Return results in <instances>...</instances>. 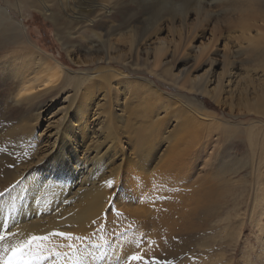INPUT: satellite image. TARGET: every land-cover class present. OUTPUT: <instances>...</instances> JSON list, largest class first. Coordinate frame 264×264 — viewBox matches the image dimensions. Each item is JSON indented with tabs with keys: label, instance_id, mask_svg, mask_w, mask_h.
<instances>
[{
	"label": "bare ground",
	"instance_id": "1",
	"mask_svg": "<svg viewBox=\"0 0 264 264\" xmlns=\"http://www.w3.org/2000/svg\"><path fill=\"white\" fill-rule=\"evenodd\" d=\"M59 1L63 15L86 37L62 42L79 68L74 72L30 43L22 24L0 8L11 25L2 34L24 36L26 43L0 63L2 78L12 80L0 115V232L18 233L14 239L50 236L32 264H71L80 251L74 264H94L89 241L101 245L100 264H127L141 245L155 252L160 236L173 233L178 215L166 206L158 220L160 206L141 200L133 179L165 191L175 173L186 184L191 174L186 165L201 155L193 135L212 116L197 98L232 116L238 111L264 117V35L243 27L227 44L213 32L187 28L190 14L207 18L218 0L150 1L151 18L141 30L138 18L108 25L119 0ZM43 8L47 18L50 9ZM230 8L244 13L241 20L249 15L264 22V0H233ZM131 67V73L145 72L160 84L124 71ZM45 101L57 108L37 134L42 120L37 107ZM25 109L29 118L10 115ZM186 197L189 193L181 195L180 204L190 203ZM59 231L74 239L52 235ZM108 252L117 256L113 263L104 258Z\"/></svg>",
	"mask_w": 264,
	"mask_h": 264
},
{
	"label": "rangeland",
	"instance_id": "2",
	"mask_svg": "<svg viewBox=\"0 0 264 264\" xmlns=\"http://www.w3.org/2000/svg\"><path fill=\"white\" fill-rule=\"evenodd\" d=\"M19 1L18 4V0H0V8H6L10 17L22 24L24 34L30 43L63 63L71 71L79 69L69 60L62 42L71 45L75 44V41L77 43L85 40L86 37L81 35L82 30H78L80 26L70 24L63 15L59 6L60 1ZM150 1L151 4L154 3L153 0H119L112 18L107 22L108 25H118L123 21L129 22L138 18L139 22H142L138 25L140 30L146 28L147 20L151 18L146 12ZM232 2L233 0H218L208 9L211 14L207 18L197 19L190 14L186 22L187 28L196 31V34L203 30L209 35L213 32L219 41L227 44L243 27L252 30L251 32L257 30L264 35V22H253L246 14L245 20H241L244 18V13L234 12L233 8H230ZM43 5L50 9L47 18L43 16ZM167 7L172 8L171 5L165 4V8ZM9 23L7 18L0 15V63L4 62L5 57L16 50V47L25 43L24 36L21 40H14L10 39L12 34L9 32L2 34L5 30L1 29H4L5 24L10 27ZM178 24L176 20L175 26L177 27ZM160 25L163 30L167 28V24ZM163 37H166L165 33ZM73 39L76 40L71 42ZM262 39L264 43V36ZM78 55L85 56V53L81 51ZM177 63L178 61L174 64ZM184 63L186 62L181 64ZM254 64L256 63H249V68L254 67ZM141 67L139 70H144ZM131 69L133 68L124 71L134 76L143 75L160 84L147 73L135 72L136 70L131 73ZM11 82L9 77L4 79L0 73V115L6 104L3 100L6 94L3 96V92L8 87H12ZM160 88L170 91L166 87ZM197 99L207 103L206 111L215 118L205 116L204 130H200L199 126L196 128L197 136L193 135V138L197 140L198 146L195 149L201 155L198 160L188 162L186 165L191 172L186 184L175 173L169 175L173 178L165 191L162 187L156 190L154 186L146 185L144 181L139 183L133 179L134 188L138 189L140 199L143 201L149 199L153 204L160 206L158 220L163 218L167 210L166 206L174 215H178L177 221L171 223L172 235L169 238L167 235L166 238L160 236L158 244L161 246L155 252H147V246L143 244L140 253L146 255L145 259L155 258L164 262L170 261L171 264H264V117L238 113V111L232 116L226 109L216 107L205 98ZM47 102L37 107L42 117L40 125L34 129L37 134L46 128V120L57 108V104L50 105ZM10 115L12 118L30 117L26 109L13 111ZM122 182L128 183L124 177ZM200 182L203 183L202 186ZM210 183L215 185L211 186ZM187 193L189 197H186V200L190 203L180 204L181 195ZM116 196L114 195V198ZM181 217L186 218L181 220ZM115 239H119V236ZM94 242L89 241L91 249L95 251L92 257L94 264H100L103 262V258L98 253L101 245ZM96 242L100 243V241ZM76 247L72 249L75 250ZM74 254L76 255L72 257L71 264L78 259L81 251ZM109 257L110 263H113V259H117L112 252H108L104 258Z\"/></svg>",
	"mask_w": 264,
	"mask_h": 264
},
{
	"label": "snow or ice",
	"instance_id": "3",
	"mask_svg": "<svg viewBox=\"0 0 264 264\" xmlns=\"http://www.w3.org/2000/svg\"><path fill=\"white\" fill-rule=\"evenodd\" d=\"M105 183L109 187L112 186L110 180ZM3 194L4 192H0V195ZM18 235V233H9L8 231L0 232V264H32L34 260L39 259L40 252L44 248V242L50 239V236L38 235L14 239ZM52 235L66 240L74 239L73 235L66 231L55 232ZM127 264H171V262H164L155 258L148 260L145 259V254L137 251L129 256Z\"/></svg>",
	"mask_w": 264,
	"mask_h": 264
}]
</instances>
